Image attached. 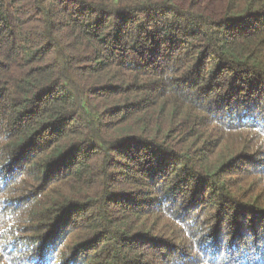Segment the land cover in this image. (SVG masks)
<instances>
[{"label": "trees", "instance_id": "trees-1", "mask_svg": "<svg viewBox=\"0 0 264 264\" xmlns=\"http://www.w3.org/2000/svg\"><path fill=\"white\" fill-rule=\"evenodd\" d=\"M0 264H264V0H0Z\"/></svg>", "mask_w": 264, "mask_h": 264}]
</instances>
